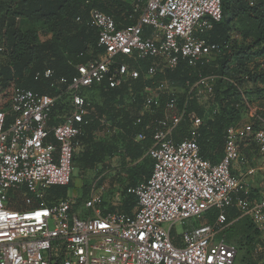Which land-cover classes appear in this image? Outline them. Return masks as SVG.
<instances>
[{
  "label": "built area",
  "instance_id": "1",
  "mask_svg": "<svg viewBox=\"0 0 264 264\" xmlns=\"http://www.w3.org/2000/svg\"><path fill=\"white\" fill-rule=\"evenodd\" d=\"M222 4L138 0V22L121 26L92 7V0H84L88 24L98 33L99 55L77 65L71 79L53 81L52 70L43 73L51 86L66 87L70 95L72 109L64 119L50 125L59 97L14 85L0 94V264H237L238 247L223 237L233 211L235 221L248 218L256 227L261 243L254 255L261 254L264 116L244 97L245 115L226 129L223 156L213 164L203 158L199 145L205 118L189 109L190 97L180 104V91L168 79L154 80L175 72L181 62L197 68L223 55L220 45L207 40L223 19ZM141 78L151 84L144 87L134 125L151 121L146 128L154 129L152 145L145 156L153 161V170L147 181L128 189L137 198V210L103 212L97 183L83 202L86 213L75 210L69 196L48 202L52 187L73 180L74 152L91 115L82 91L104 83L120 88ZM217 78L186 82L206 114L211 113ZM184 123L187 133L177 136ZM145 139L140 132L135 140ZM209 213L216 215L213 223H197ZM177 224L186 228L174 235Z\"/></svg>",
  "mask_w": 264,
  "mask_h": 264
},
{
  "label": "trees",
  "instance_id": "2",
  "mask_svg": "<svg viewBox=\"0 0 264 264\" xmlns=\"http://www.w3.org/2000/svg\"><path fill=\"white\" fill-rule=\"evenodd\" d=\"M137 4L138 0L132 5L125 0H92V7L112 16L121 26L138 22L139 15L134 12ZM222 13V21L217 23L207 36L209 43L223 48L221 57L212 64L197 68H190L185 62H181L175 72H169L165 76L158 75L154 79L156 82L168 79L177 89L180 86V104L190 97L189 109L205 118L199 145L203 158L213 164L223 156L226 129L238 123L245 115L247 109L243 102L244 97L248 102L264 101V0H223ZM78 17L81 21H77ZM88 18L89 10L85 7L84 0H0V57L3 58L0 66V94L14 85L41 95L59 97L51 113L50 125L59 124L62 121L59 114L62 111H71L72 101L70 95L65 94L66 87L51 86V80L45 79L43 73L52 70L53 81L61 78L71 79L77 74V65L85 64L99 55L98 33L88 24ZM21 21L28 22L29 27L26 30L19 28ZM39 24L48 27L51 33V37L46 41L40 40L37 30ZM119 62L137 67L128 58H120ZM142 69L144 70V67ZM39 73L41 76H38ZM211 75L218 78L214 84L211 113L206 114L196 98L189 95L190 90L186 82L194 83L200 76ZM147 84H151V81L141 78L120 88H111L104 83L82 91V95L90 103L91 115L85 134L79 139V145L75 149L73 168H80L82 173L95 170L108 154L118 149V146L109 145L104 141H95V134L106 126L113 129L112 140L121 144L120 152L125 158L133 163L142 158L148 161L137 169L135 174L128 172L127 179L130 184L122 191L124 199L121 205L107 209L106 213H134L138 208V201L128 193V189L147 181L152 174L153 161L145 154L152 145L154 129L146 128L151 124L148 118L145 119L144 125H134L142 108L143 91ZM93 91H100L103 98L101 107L97 108L99 113H94L92 109L94 103L89 94ZM165 103L164 98L163 107ZM216 109L217 112L214 113ZM260 114L264 116V110ZM10 120L9 117L8 121ZM188 129L189 125L184 123L176 135L183 137ZM140 132H145L146 139L138 143L135 139ZM79 150L81 152L77 153ZM73 180L69 186L52 187L47 201L67 198ZM116 182L123 185V177L118 178ZM83 190L81 199L87 200L91 187L85 185ZM235 214L236 211H233L230 220ZM215 217V213H209L204 218V224L213 223ZM242 221L245 226L254 229L256 237L249 252V264H264V249L259 256L254 255L257 245L261 243L256 227L248 218ZM231 230L230 227L223 234L229 243H232L228 239ZM237 247L240 253V248Z\"/></svg>",
  "mask_w": 264,
  "mask_h": 264
},
{
  "label": "rangeland",
  "instance_id": "3",
  "mask_svg": "<svg viewBox=\"0 0 264 264\" xmlns=\"http://www.w3.org/2000/svg\"><path fill=\"white\" fill-rule=\"evenodd\" d=\"M128 1L131 5L137 2V0H125ZM29 27L28 22L21 21L19 22V28L22 30H26ZM37 30L39 32L40 40L46 41L51 37V33L48 27L39 24L37 26ZM3 62V58L0 57V66ZM178 90H181V87L178 86ZM89 98L93 101L94 105H92V109L94 113L98 112L97 108L101 107L103 103V98L101 96L100 91H93L89 94ZM264 101L262 100H252L251 106L255 111L261 112L264 110ZM2 106L7 109L8 100H4L2 102ZM70 111V110H69ZM66 111L59 114V118L62 120L69 113ZM99 113V112H98ZM178 131H176L177 133ZM113 129L109 126H106L105 129L97 132L94 136L95 141H104L109 145L118 146V149L115 152L108 154V156L104 159V162L99 164L95 170H90L88 173H82L80 168H73V186L69 190V198H71L76 204L74 207L75 210L86 213V210L83 209V202L86 199H81L82 194H84V190L82 189L81 182L86 181L87 187H92L97 183L98 188L102 194L103 200L101 203V208L103 212L107 209L118 208L122 201L123 195L122 191L129 187L130 181L127 179L128 172L135 174L137 169L141 168L144 163H148L145 158H142L138 162H131L129 159L123 156V153L120 152L121 144L117 142V140H112ZM81 152V150L77 151V153ZM123 177V185H120L116 182L118 178ZM139 180V179H138ZM136 209H134L135 211ZM205 219H200L197 223H204ZM242 220L235 221V217L231 220L230 226L232 230L229 234V241L233 244L239 246L240 253L237 264H249V252L253 247V242L255 241V233L254 229L249 228L243 224ZM167 227V226H166ZM186 226L182 224H177L174 228L173 234H182L185 230Z\"/></svg>",
  "mask_w": 264,
  "mask_h": 264
},
{
  "label": "crops",
  "instance_id": "4",
  "mask_svg": "<svg viewBox=\"0 0 264 264\" xmlns=\"http://www.w3.org/2000/svg\"><path fill=\"white\" fill-rule=\"evenodd\" d=\"M88 172H89V171H88ZM88 172H87V173H88ZM85 182H86L85 180L81 182V186H80V187H82V189H83V187L86 185Z\"/></svg>",
  "mask_w": 264,
  "mask_h": 264
}]
</instances>
